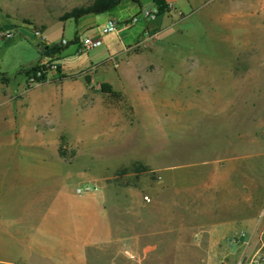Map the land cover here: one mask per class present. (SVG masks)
Listing matches in <instances>:
<instances>
[{
	"label": "rangeland",
	"instance_id": "374dc122",
	"mask_svg": "<svg viewBox=\"0 0 264 264\" xmlns=\"http://www.w3.org/2000/svg\"><path fill=\"white\" fill-rule=\"evenodd\" d=\"M94 1L0 0V10L5 16L11 17L14 23L10 24L11 18L2 19L0 14V23L4 21L0 27V73L9 78V90L21 95L17 100L6 99L1 90L8 92V89L0 75V173L11 170L12 166L20 167V164L38 165L39 160L43 166L44 154L48 153L44 149H58L59 154L60 151L66 153L67 159L60 155L62 163L46 160V180L54 181L62 175V179L65 178L64 190L68 194L87 184L94 186V189L86 193L97 191L101 180L91 179L92 176L141 187L144 196L150 194V186L158 183L172 180L200 182L208 168L219 166L221 154L231 155V148L223 140L226 129L229 128L226 126L227 120L225 117L220 118L214 109L206 110L198 105L200 102L210 101L218 93L214 85L216 82L210 79L212 86L208 87L209 92L197 87L190 94V99L197 103L186 111L182 106V98L174 111L177 124L172 126L170 110L165 106L168 101L173 100V89L180 78L169 75L168 59L159 57L169 48L167 46L174 50L189 49L195 69L209 62L222 67L224 77L216 78L217 84L221 83L219 80L224 81L223 97L226 102L238 106L240 112L253 104L261 103L264 107V0H205L203 6L198 5L192 11L187 6L184 7V12L181 9H170L173 23L168 21L163 25V28L171 26L161 32L155 47L143 37L144 28L152 21L146 18L145 13L155 9L152 0H126L113 10L104 12L105 15L90 31L81 28L76 35L75 19L65 21L63 17L73 9L88 6ZM186 16L189 18L185 19ZM110 17L117 21V31L103 33ZM134 17L138 21L127 25ZM158 18L159 16L156 19ZM39 22L47 23L44 33L52 46H61L63 39L69 42L51 61L58 68L47 73L45 82L62 77L64 69L61 65H65L68 72H80L86 79L89 78L88 83L95 92L97 101L112 110L125 111V124L119 119L116 120L117 123L108 121L107 118L100 119L98 115L90 123L80 116L76 99L66 98L64 95L61 103L57 102L51 107L50 120L49 117L44 118L45 126L52 125L50 128L41 127L35 133L26 135L27 138L20 137L16 131L14 142L12 141L11 120L6 119L24 109L27 113L28 103L32 104L38 97L46 96L55 87L43 85L26 90L33 86L30 80L33 74H29L27 70L43 57H49L41 54L34 36H25L17 28H30L34 32L35 29H42ZM7 31L12 32L11 36L6 35ZM208 32L212 36L234 38L230 43L214 40ZM90 34L101 36L103 44L80 54L76 36L84 38ZM159 45L162 47H158ZM200 48L202 53L211 56L200 55ZM236 53L240 54L235 57ZM216 56L220 57L218 61ZM230 58L237 59L234 60V70ZM240 62L246 67L242 68ZM229 71H233V74H228ZM104 82H112L113 90L119 95L104 93L101 90ZM152 101L161 105L154 109L138 108L144 113L139 117L135 107ZM98 108L102 113L101 107ZM91 127L94 128L93 133ZM74 136H83L84 140H78ZM122 136L128 139L126 151L119 156L104 157V153L122 142ZM252 137L248 130L239 139L237 148L264 149V124L253 142ZM231 140L233 144L236 143L235 136ZM8 149L27 150L39 157L13 158L2 152ZM20 160L24 161L21 163ZM259 166L247 161L239 163L230 178L233 185L210 190L213 193L210 198L206 195L194 198L189 193L190 196L178 194L174 195V199H168L167 189H163L165 195L162 201L166 204L173 200L183 205L185 210L189 208L191 215H197V224H230L239 228L245 224L244 221L253 217L260 206L250 200L256 178L260 177L258 173L264 175L263 168L261 172L257 171L261 167ZM43 175L41 172L38 177ZM50 176H53L52 179H49ZM35 181L42 183L44 178H37ZM262 210L264 208H260ZM111 223L114 234L122 236L121 242L127 246L130 245L133 234L152 230L144 219L131 220L125 214L112 217ZM194 223L196 222L192 221ZM154 255L163 264H210L209 253L194 245H184L180 250L163 254L159 250ZM128 256L135 259L139 254L132 252ZM119 262L122 263L121 260ZM104 263L118 264V259L114 260L111 255H106Z\"/></svg>",
	"mask_w": 264,
	"mask_h": 264
},
{
	"label": "crops",
	"instance_id": "0c3cea01",
	"mask_svg": "<svg viewBox=\"0 0 264 264\" xmlns=\"http://www.w3.org/2000/svg\"><path fill=\"white\" fill-rule=\"evenodd\" d=\"M152 1L155 9H157L156 0ZM165 1L171 4L172 8L181 9L183 12L185 6L192 11L194 7L203 6L205 2V0ZM0 14L2 19L4 17V20L11 18L5 16L1 10ZM102 15L105 14L92 13L78 19L67 18L64 20L75 19L76 35H78L81 28L90 31V28L97 24ZM187 18L189 16H186L185 19ZM168 21H170V24L173 23L171 11H167L161 14L158 19L149 22L144 28L143 37L145 41L153 43L154 47L158 45L157 40H159L161 32L167 29L166 27L171 26L168 25L163 28V25ZM183 21L185 22L184 19ZM2 23H4L3 20L0 27H2ZM10 24H14L12 18ZM39 25L42 27L41 30L45 32L47 23L39 22ZM17 30L23 32L25 36L30 34L35 38L33 29L18 27ZM208 33L214 40L220 39L229 43L234 38L233 36H212L210 32ZM47 41V45L52 46L48 37ZM158 47L161 48L162 46L159 45ZM167 47L169 48L165 52L163 51L159 58L166 57L170 63L169 75L180 78L179 83L173 89L175 93L173 100L168 101L167 106H165L170 110L169 113L173 119L170 125L177 124V115L174 111L180 105V102L183 101L182 106L185 111L195 106L197 102L190 99V94L197 87H202L203 90L208 91V87L212 86L211 79L216 82L214 85L217 87L216 91L218 90L219 95L216 93L213 99L200 102L198 105L206 110L214 109L218 112L220 118L225 117L227 120L226 126H229V128L226 129L223 140L231 148V155L221 154L218 159L219 166L208 168L200 182L172 180L150 186V194L145 195L150 198V201H147L141 187L122 182H111L107 181L105 177L98 178L95 176H92L91 179L101 180L97 191L79 194L76 188L73 190L74 193H66L64 190L66 189L64 186L65 178L62 179V175L60 179L56 178L54 181L46 180L47 167L45 162L51 159L62 163L59 151L58 149H44L48 152V155L44 154L43 166L41 165L42 161L39 160L38 165L26 166L20 164V167L12 166L11 170L8 169L0 173V264H105L106 255H111L114 260L118 259V264H163L160 258L155 257L156 252L160 250L163 254L175 249L180 250L184 245H194L205 249L209 253L210 264H236L242 254L252 255L255 253L258 249L256 237L249 243L231 244L228 240L232 235L242 230L251 232L260 228L258 216L261 212L260 208H264L263 173H258L260 177L256 178L257 181L250 197L253 204L257 202L260 206L253 217L248 221H244L245 224L239 228L232 227L230 224H224L223 226L202 222L197 224L198 217L196 214L191 215L189 208L185 210L183 205L175 203L173 200L164 204L162 199L165 193L162 190L167 189L166 196L168 199H174V195H189V193L194 198L202 195L210 198L213 194L210 193V190L227 188L233 185L234 182L232 183L230 178L235 167L241 162L255 163L256 166L259 164L261 169L257 168V171L261 172L263 168L262 171L264 172V149L256 147L237 148L239 139L248 130L253 135L252 142L255 141L259 129L264 124V107L261 103L258 105L253 104L240 112L238 106L235 107L232 103L224 100L222 86L224 81L219 80L221 83L217 84L216 77H224L221 66L217 63L209 64V62L207 65L204 64L195 69L196 67L193 66V61L190 59L189 49L174 50L170 46ZM199 52L200 55L211 56L202 53V48L199 49ZM239 54L236 53L234 56L237 57ZM219 58L216 56L215 59L218 61ZM43 59L44 57L38 62ZM227 59L229 60V58ZM230 60L233 64L232 70H234V60L237 59L230 58ZM240 64L242 63L240 62ZM61 66H63L64 71L60 79L41 82L26 89L35 86L54 85L53 91L46 96L38 97L32 104L28 103L29 111L27 113L24 109L6 119L7 121L11 120V139L13 142L16 131L20 137L27 138L26 135L35 133L41 127L50 128L52 125L46 127L44 118L49 117L50 120L51 107L57 102L61 103L64 95L66 98L76 99L80 116L90 123L98 115L100 119L107 118L108 121L113 120L115 123L119 119L121 122L124 121L125 124V111L121 112L120 109L112 110L105 107L102 102L95 99V92L88 83L86 76L80 74V72H68L65 70V65ZM241 67L245 68L246 65L242 64ZM231 73L233 74V71H229L228 74ZM9 82H3L8 92H4L3 89L1 93L6 99L17 100L21 95H16L14 91L9 90ZM110 84L114 85L112 82ZM114 88L116 89L115 86ZM97 104L100 106H97ZM160 105L158 102L152 101L150 103H140L135 108L136 110L138 108L154 109ZM98 107H101L102 113H100ZM136 113L139 117L144 114L139 110ZM185 114L186 112H184ZM91 132H94L93 127H91ZM92 133L88 132V134ZM233 136H235V144L231 140ZM122 137V142L114 149L104 153V157L119 156L126 151L128 139L126 136ZM75 138L84 140L83 136ZM2 152L13 158L39 157L27 150L8 149ZM23 161L20 160L21 163ZM146 164L148 163L146 162ZM41 172L44 173L43 177H38ZM52 177L50 176L49 179H52ZM37 178L40 180L44 178V182L35 181ZM176 209L179 211L175 212ZM122 214L129 215L131 220L144 219L148 222V226L152 227V230L133 234L129 246L122 244V236L114 234L111 223L112 217H121ZM192 221L196 223L192 224ZM132 252L139 254L138 258L131 259L128 253Z\"/></svg>",
	"mask_w": 264,
	"mask_h": 264
},
{
	"label": "built area",
	"instance_id": "2783aa9c",
	"mask_svg": "<svg viewBox=\"0 0 264 264\" xmlns=\"http://www.w3.org/2000/svg\"><path fill=\"white\" fill-rule=\"evenodd\" d=\"M171 9L172 5L170 4ZM146 18L155 20L158 17V10H147L145 13ZM138 21L137 17L132 18L131 20L128 21L127 25L133 24ZM117 31V21L115 18H109L107 24L103 28V33H110ZM35 38L38 41V45L45 46L47 45V37L44 34V31L41 29H35ZM12 32L7 31L6 35L11 36ZM78 43V51L80 54L86 53L91 49L100 47L103 44V40L101 36L90 34L85 36L84 38L78 37L76 40ZM69 42L66 39L62 40V46L67 45ZM58 65L49 61V59H43L41 61V67L40 69L36 72V75H32L30 78L31 82L33 85H36L38 83H41L38 78L43 75L44 71L50 72L53 69H57ZM94 189V186L92 185H85L83 187H80L77 189V192L80 194L92 191ZM145 199L147 201H150L149 196H145ZM258 222L260 223V228L256 229L255 231H247V230H242L237 234L232 235L229 238V243L231 244H236L240 242H251V240L256 237V240L258 242V249L253 253L252 255H246L242 254L236 264H264V210H262L258 216Z\"/></svg>",
	"mask_w": 264,
	"mask_h": 264
},
{
	"label": "trees",
	"instance_id": "16d2710c",
	"mask_svg": "<svg viewBox=\"0 0 264 264\" xmlns=\"http://www.w3.org/2000/svg\"><path fill=\"white\" fill-rule=\"evenodd\" d=\"M126 0H95L92 4L88 5V6H83V7H77L75 9H73L71 12L67 13L64 17V19L67 18H75L78 19L84 15L87 14H100V13H104L107 11H111L114 8H116L117 6L121 5L123 2H125ZM157 2V10H158V16H160L161 14L170 11L171 7L170 4L167 3L165 0H156ZM78 39V37L76 36V40ZM48 46V47H47ZM40 49H41V54L42 55H46L49 57V61H53V58L55 57L57 52H61V50L64 49V46H59V45H55V46H49V45H39ZM41 67V62H38L37 64H35L34 66L30 67L27 71L29 74H33L36 75V72L40 69ZM47 73L48 71H44L43 75L40 76L38 78V80L40 82H45L47 81ZM1 78L2 81L4 83H8L10 80L7 76H5L4 74H1ZM87 81L89 82V78H87ZM101 90L106 93V94H110V95H119L118 92H116L115 90H113V86L108 83V82H104L101 84ZM60 155L61 157H64L67 159L66 153H63L60 151Z\"/></svg>",
	"mask_w": 264,
	"mask_h": 264
},
{
	"label": "water",
	"instance_id": "95a60500",
	"mask_svg": "<svg viewBox=\"0 0 264 264\" xmlns=\"http://www.w3.org/2000/svg\"><path fill=\"white\" fill-rule=\"evenodd\" d=\"M48 47V46H47Z\"/></svg>",
	"mask_w": 264,
	"mask_h": 264
}]
</instances>
